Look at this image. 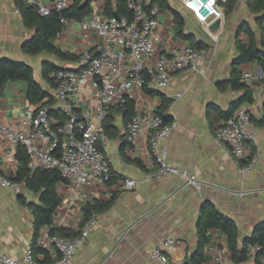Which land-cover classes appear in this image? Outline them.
<instances>
[{
    "label": "crops",
    "instance_id": "crops-1",
    "mask_svg": "<svg viewBox=\"0 0 264 264\" xmlns=\"http://www.w3.org/2000/svg\"><path fill=\"white\" fill-rule=\"evenodd\" d=\"M39 1L50 4L53 0ZM74 1L68 0L69 5ZM110 3L114 8L115 0ZM167 3L182 17L187 40L174 36L172 14L160 10L156 55L198 43L206 55L197 71L174 74L166 89L146 88L152 95L145 90L134 91L135 114L156 113L161 106V96L170 100L166 116L174 121L175 127L161 142L160 148L167 162L194 175L200 188L186 185L175 176L160 181L147 179V174L156 168L147 136L142 134L131 148L125 140L127 120L112 110L109 116L114 132H110V137L105 138L99 149L116 178L111 184L90 183L78 193L65 183L56 186L60 205L54 212L51 226L41 227L36 239L37 246L42 247L48 257L45 260L42 254L35 253L40 264L51 263L57 258L47 243L50 229L79 233L84 225L81 206L92 199L113 201L106 211L94 216L96 225L70 264H158L151 259L150 253L168 238L176 241L175 250L168 254L169 264H183L196 248L195 227L199 210L205 202L235 222L240 243L264 221V125H259L263 117L264 82L256 77L259 67L255 63L237 67L241 73L240 81L252 92V103H244L241 107L252 115L250 130L256 137L253 152L258 158L255 169L249 174L240 173L238 166L212 137L215 125L220 121L216 119L215 109L226 112L242 96L241 90H233L229 85L237 57L235 43L238 38L247 44L244 33L247 28L256 34L257 16L248 9L247 0H236L229 15L208 27L217 36L214 41L184 6V0H167ZM90 6L91 13L105 16L106 0H92ZM32 34L24 27L13 1L0 0V58L31 67L34 80L50 94L51 87L41 77L42 65L49 63L60 69L77 71L81 68L79 60L60 61L45 52L27 55L23 52V45ZM100 43L101 39L93 31L81 30L77 22L62 29L54 42L62 52L78 58L85 52L95 55ZM246 73L251 79H243ZM75 102L77 109L89 108L92 112L97 104L88 88L75 97ZM49 106V112H60L54 101ZM35 108L27 101L25 84L8 83L0 98V124L27 131L25 112ZM51 117L58 122L56 116ZM18 155V146L0 138V174L12 181H15L19 167ZM127 179L136 182L133 190L124 188ZM38 202L39 198L23 185H20L19 194L0 186V258L6 256L20 260L30 247L34 235L33 216L26 204ZM209 234L211 243L205 248L201 264H214V255L217 254L232 264L223 234L217 230H210ZM242 264L256 263L248 257Z\"/></svg>",
    "mask_w": 264,
    "mask_h": 264
},
{
    "label": "built area",
    "instance_id": "built-area-1",
    "mask_svg": "<svg viewBox=\"0 0 264 264\" xmlns=\"http://www.w3.org/2000/svg\"><path fill=\"white\" fill-rule=\"evenodd\" d=\"M131 18L125 16H99L90 13L83 21L77 22L83 31H93L101 43L95 55L85 52L79 58L80 69H58L51 74L54 86L50 95L65 118L63 123L49 116L50 106L28 109L24 120L27 131L0 124V138L13 146L24 148L31 169L57 170L66 184L77 193L86 185L107 183L111 177L108 160L100 152L99 146L105 140L103 121L113 108L122 107L127 100L134 101V91L153 88L164 90L169 86L174 74L182 71L195 72L206 52L203 48L186 46L168 53L156 55V33L160 26L158 7L146 12L143 0H126ZM41 16L52 11L62 12L68 8V0H53L46 4L39 0H29ZM226 0H184V6L192 12L214 41L208 27L224 16L223 3ZM60 19L62 29L74 23ZM257 79L264 82V70L256 72ZM243 79H251L246 73ZM89 89L90 96L97 101L94 112L91 109H77L75 97ZM252 115L244 107H239L232 117L220 120L212 132L213 140L223 153L238 166L242 174L252 172L257 164V154L253 152L255 134L250 130ZM175 127L174 121L164 124L154 113L134 114L125 123V140L135 147L138 138L145 134L151 157L156 168L146 176L149 180L160 181L170 176L181 179L186 185L200 188L194 175L167 162L160 148L161 142ZM130 148V150H131ZM129 150V151H130ZM0 186L20 193V185L0 174ZM126 190H133V179L124 181ZM96 225L94 217L84 223L75 237L50 236L49 246L57 258L48 264H70L75 252L83 246ZM176 248V241L168 238L154 248L150 257L158 264H169L168 254ZM248 257L256 264H264V247H248ZM2 264H40L32 249L28 247L20 260L3 256ZM214 264H228L220 255H214Z\"/></svg>",
    "mask_w": 264,
    "mask_h": 264
},
{
    "label": "trees",
    "instance_id": "trees-1",
    "mask_svg": "<svg viewBox=\"0 0 264 264\" xmlns=\"http://www.w3.org/2000/svg\"><path fill=\"white\" fill-rule=\"evenodd\" d=\"M15 9L18 11L24 27L33 32L32 36L24 43L23 52L30 56L39 55L42 52L51 54L60 61L76 62L78 57L62 52L55 46V38L57 34L62 31L60 23L61 18L73 20L75 22L83 21L91 13L92 0H75L62 12L52 11L47 16L38 14L35 6L29 4L27 0H12ZM236 5V0H226L223 3L224 15H229ZM157 6L158 10H168L173 16L174 20V36L182 40H187L184 34V21L182 17L172 10L167 3V0H143V9L148 12L152 7ZM247 6L250 12L257 16L256 25L259 31L258 41L253 32L247 28L244 33L247 36V44L238 38L236 39L237 57L234 60V66L229 78V85L233 90H241L242 96L240 99L232 103L226 112L215 109L216 119L224 120L233 116L234 112L244 103H252V92L250 88L242 83L241 73L237 67L246 63H255L261 70H264V0H247ZM103 14L110 16H125L131 18L132 12L127 8L126 0H115V7L111 6L110 0H106V6ZM196 48H203L201 43L191 44ZM58 67L49 63H44L41 69L42 80L50 87L54 86L51 74L57 71ZM21 82L26 85V98L30 105L37 109L46 105H50L53 98L50 94L44 91L40 85L34 80L32 68L26 64L13 62L8 59L0 58V98L3 96L5 87L8 83ZM145 92L152 95V93L144 88ZM45 99L48 101L44 102ZM170 105V100L161 96V106L156 111L164 124L171 122L170 117L166 116V111ZM115 110L125 120H128L135 114V106L132 100H127L122 107L112 108L109 114L103 121L104 135L110 137V132L113 131L110 113ZM49 116H56L59 123L65 121L64 116L60 112H49ZM259 125H264V105L263 117L259 121ZM18 162L19 167L16 174L15 181L19 185L39 198L38 204H26L31 210L33 216V240L30 245L32 252L40 253L48 258L46 251L37 246L36 239L39 229L43 226H51L52 218L56 208L60 205V198L56 193V186L59 183H65L57 170H47L43 168L30 169L28 167V157L23 147L18 146ZM116 177L111 173L108 184H111ZM23 199V197H22ZM112 199L109 201H102L92 199L86 201L81 206V214L83 217V224L92 217L106 211L112 204ZM22 203H25L22 201ZM210 230L220 231L226 241V246L232 264H242L248 259V247L252 245H259L264 247V221L255 228L254 232L245 237L240 243L238 241V229L235 222L229 217L219 213L216 208L208 202L202 204L195 227L196 234V248L186 258L183 264H201L204 257L205 248L211 243ZM50 236H58L62 238L75 237L79 233L71 232L60 228H51ZM40 263V260L36 258ZM45 262V261H44Z\"/></svg>",
    "mask_w": 264,
    "mask_h": 264
},
{
    "label": "rangeland",
    "instance_id": "rangeland-1",
    "mask_svg": "<svg viewBox=\"0 0 264 264\" xmlns=\"http://www.w3.org/2000/svg\"><path fill=\"white\" fill-rule=\"evenodd\" d=\"M258 31L256 32V34H255V37H256V40L258 41Z\"/></svg>",
    "mask_w": 264,
    "mask_h": 264
},
{
    "label": "water",
    "instance_id": "water-1",
    "mask_svg": "<svg viewBox=\"0 0 264 264\" xmlns=\"http://www.w3.org/2000/svg\"><path fill=\"white\" fill-rule=\"evenodd\" d=\"M78 71V70H77ZM77 71H75V72H77Z\"/></svg>",
    "mask_w": 264,
    "mask_h": 264
}]
</instances>
